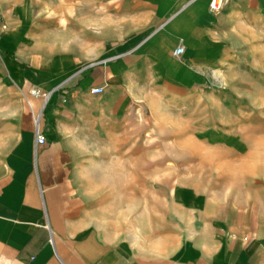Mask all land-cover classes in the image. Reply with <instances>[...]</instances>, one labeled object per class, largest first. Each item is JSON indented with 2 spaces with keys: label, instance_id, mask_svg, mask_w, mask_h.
<instances>
[{
  "label": "crops",
  "instance_id": "0c3cea01",
  "mask_svg": "<svg viewBox=\"0 0 264 264\" xmlns=\"http://www.w3.org/2000/svg\"><path fill=\"white\" fill-rule=\"evenodd\" d=\"M101 3L106 15L81 18L102 28L79 41L41 25L63 21V0H0V264H264V192L221 215L213 198L176 186L162 213L177 230L128 235L96 186L106 180L96 152L131 113L152 135L159 114L203 104L205 87L259 50L264 0Z\"/></svg>",
  "mask_w": 264,
  "mask_h": 264
},
{
  "label": "rangeland",
  "instance_id": "374dc122",
  "mask_svg": "<svg viewBox=\"0 0 264 264\" xmlns=\"http://www.w3.org/2000/svg\"><path fill=\"white\" fill-rule=\"evenodd\" d=\"M102 1L84 0L83 6H75L63 0V21L48 15L41 25L61 30L64 37L78 35L81 41L87 32L102 28L81 18L87 13L89 17L106 15ZM99 41L94 45H102ZM259 43L255 53L238 57L235 70L203 89V104L159 114L152 135L143 127L142 113L140 117L131 113L126 133L118 129L96 152L98 170L106 178L96 186L105 194L106 206L114 211L113 222L122 233L130 235L135 228L149 231L157 223L160 228L172 223L177 230V217L162 213L170 206L176 186L213 198V207L221 215L228 204L246 205L254 194L264 192V39ZM101 58L96 55L95 59ZM183 177L185 182L169 181ZM184 191L189 190L177 187L174 194ZM175 235L177 240V231Z\"/></svg>",
  "mask_w": 264,
  "mask_h": 264
},
{
  "label": "built area",
  "instance_id": "2783aa9c",
  "mask_svg": "<svg viewBox=\"0 0 264 264\" xmlns=\"http://www.w3.org/2000/svg\"><path fill=\"white\" fill-rule=\"evenodd\" d=\"M224 0H208V6L211 10H218ZM182 52V47L177 45L175 46V48L172 50L173 54H180ZM92 94H98L102 91V88L100 86H94L91 87L89 90ZM43 136L36 134V141L38 143H42L43 142Z\"/></svg>",
  "mask_w": 264,
  "mask_h": 264
},
{
  "label": "bare ground",
  "instance_id": "6f19581e",
  "mask_svg": "<svg viewBox=\"0 0 264 264\" xmlns=\"http://www.w3.org/2000/svg\"><path fill=\"white\" fill-rule=\"evenodd\" d=\"M216 76H220V74L219 73H216Z\"/></svg>",
  "mask_w": 264,
  "mask_h": 264
}]
</instances>
